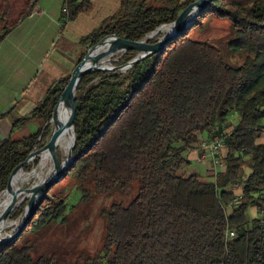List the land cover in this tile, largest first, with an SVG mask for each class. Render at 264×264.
<instances>
[{
	"label": "trees",
	"instance_id": "obj_1",
	"mask_svg": "<svg viewBox=\"0 0 264 264\" xmlns=\"http://www.w3.org/2000/svg\"><path fill=\"white\" fill-rule=\"evenodd\" d=\"M195 1L120 0L117 15L81 44L89 48L110 35L140 41L175 22ZM64 7L74 20L90 12L93 3L66 0ZM32 9L31 5L22 12L12 27ZM206 16L230 23L234 31L230 52L247 53L240 66L227 62L211 43L185 38ZM9 29L2 28L0 41ZM135 56L129 51L119 64ZM70 77L53 85L32 114L13 126L36 120L44 127L50 122ZM233 113L240 116L239 122L229 121ZM50 126L0 142V194L28 155L48 143ZM74 128V161L64 178L80 183L82 201L91 196L86 184H93L94 193L110 194L127 193L141 181L129 204L114 203L106 211L105 254L94 255L85 264H264V214L252 219L248 214L251 208L264 210V143L258 142L264 138V0H213L161 54L126 73L86 74L77 90ZM204 133L210 139H225L227 153L214 182L203 181L197 173L180 174L189 163L184 154L200 144ZM36 165L37 158L23 169ZM248 165L251 174L246 176ZM17 175L18 171L12 186ZM236 184L239 189L233 190ZM52 189L25 231L38 232L64 221L68 195ZM232 230L234 238L229 236ZM19 239L0 252V264H55L52 259H33L30 248L17 246Z\"/></svg>",
	"mask_w": 264,
	"mask_h": 264
},
{
	"label": "crops",
	"instance_id": "obj_2",
	"mask_svg": "<svg viewBox=\"0 0 264 264\" xmlns=\"http://www.w3.org/2000/svg\"><path fill=\"white\" fill-rule=\"evenodd\" d=\"M65 1L0 0V32L3 28L2 15L5 10L7 17L19 18L23 11L33 6L32 12L24 20L15 27H12L14 23L10 25V33L0 41V142L7 137L21 138L36 133L43 127L42 122L36 120L17 127L13 125L21 118L29 117L53 85L71 76L88 49L81 44V40L96 30L84 32L80 27L86 26V22L90 23L89 14L96 9L97 4H101L102 13L112 11V4L92 0L93 9L90 12L82 13L76 19L70 20L69 10L63 11ZM19 2L26 5L21 6ZM96 17L102 18L99 14ZM71 46H78L79 50L72 53L69 49ZM200 139V144L188 151V158L196 156L199 160L201 157L203 153L200 148L201 142L210 138L208 135H200ZM258 142L264 143V138ZM224 150L223 155L227 153ZM209 161L206 169L209 175L215 178L218 166ZM212 170L213 172H209ZM251 209L249 217L259 218V210Z\"/></svg>",
	"mask_w": 264,
	"mask_h": 264
},
{
	"label": "rangeland",
	"instance_id": "obj_3",
	"mask_svg": "<svg viewBox=\"0 0 264 264\" xmlns=\"http://www.w3.org/2000/svg\"><path fill=\"white\" fill-rule=\"evenodd\" d=\"M100 2L103 4H112V11L102 13V11H100L101 4L98 3L96 9L92 11V14H89L91 18L89 20L90 23L86 22V26H81V31L86 32L91 29L101 28L107 25L111 19L117 15L119 0H100ZM19 3H21V6L26 5L23 2ZM182 13L183 12H181V15ZM97 14L102 16V18L96 17ZM18 19V17H6L3 19V31H6L9 26L16 23ZM86 35L88 34H82V36ZM161 36L162 35L157 36L154 39L157 41V38ZM185 38L196 42L211 43L220 50L222 57L234 66H240L247 56V53L244 52H239L237 54L230 52L228 45L234 38V31L230 23L226 20L206 16L199 20L198 25L192 28ZM78 48V46H71L69 49L72 53H76L79 50ZM113 65L117 66L119 62ZM109 67H112V64L109 65ZM229 121L233 123L239 122L240 116L233 113L229 117ZM50 127L52 133L54 124H51ZM233 127H235V125H233L232 128ZM203 135L208 134L204 133ZM224 152H227L226 148ZM58 153L61 160L67 158V156H64L60 151ZM188 154L189 152H186L184 158H186L189 163L183 167L180 174L188 177L194 173H199L203 181L214 182L215 178L209 175L206 169V166L210 163L209 160H211V162H213V160L206 159L201 161V157L198 160L196 156H190L188 158ZM221 160L220 162L222 163ZM34 161L30 164L33 165ZM39 161V158H37V165L30 171L38 166ZM219 169L220 167L218 166V172L220 171ZM209 172H213V170ZM245 172L246 176L251 173L250 165L245 167ZM79 185V182L74 184V180L66 176L59 183L53 185V189L51 188L52 193H63L68 195L66 199L68 211L64 221L48 224L38 232L28 230L22 233L17 246L30 248L33 259H52L55 264H85L86 260L94 255H104V244L108 227V214L106 211L114 203L129 204L137 196L141 181H135L132 188L127 193L116 191L110 194L94 193L93 184H86V189L91 196L85 201H82L83 193L78 189ZM17 210L19 211V209ZM16 211L11 214L12 217L16 214ZM251 211L252 209L249 210V213ZM14 217H17V214ZM15 225L16 224L12 223L8 232H10Z\"/></svg>",
	"mask_w": 264,
	"mask_h": 264
},
{
	"label": "water",
	"instance_id": "obj_4",
	"mask_svg": "<svg viewBox=\"0 0 264 264\" xmlns=\"http://www.w3.org/2000/svg\"><path fill=\"white\" fill-rule=\"evenodd\" d=\"M212 1L213 0H196L183 11L182 15L175 22L158 27L155 31L151 32L140 41H131L117 35H110L104 37L96 45L87 49L84 58L76 65L67 85L64 87L53 111L51 121L44 126L45 131V129L52 123H55L56 125L48 143L42 148L32 151L25 162L21 163L10 176L9 185L6 190H11V179L19 169H23L26 165L33 162L32 160L36 159V156L40 152L44 150L48 151V155L55 171V176L34 190L32 197L26 203L23 212L13 221L16 224L15 227H13L10 232H7L6 236H1V234L4 233L7 226H4L0 231V252L6 246L20 238L27 228L29 220L37 212L44 196L50 191L53 185L59 183L64 178L74 161L73 149L76 141L74 128L75 101L77 98V90L83 77L92 71L126 73L141 61L154 55L161 54L170 42L192 27L197 18L211 5ZM164 26H173V30L166 36L158 37L156 42L150 43L151 40L156 38L159 30ZM129 51H135L137 55L125 64H119L117 66L113 65L114 63L120 62ZM105 59H109L108 63H112V67L109 68L104 66ZM61 103H64L67 109V120L64 123H61L57 117V110ZM68 130L72 132L73 142L66 158L67 165L64 166L63 160L60 159L58 153V140L61 135ZM41 139L42 136L39 140ZM25 198L26 197H24L22 201H24ZM16 200L17 199L15 198L13 203H15ZM13 205L14 204H12L4 213L2 222L8 221L9 214L14 208Z\"/></svg>",
	"mask_w": 264,
	"mask_h": 264
},
{
	"label": "bare ground",
	"instance_id": "obj_5",
	"mask_svg": "<svg viewBox=\"0 0 264 264\" xmlns=\"http://www.w3.org/2000/svg\"><path fill=\"white\" fill-rule=\"evenodd\" d=\"M172 30L173 26H164L159 30V33L156 35V37L159 35L166 36ZM108 61L109 59L104 60L105 67H109V65L112 64L108 63ZM57 117L61 123H64L67 120V109L64 103H61L59 105L57 110ZM52 124H54L55 129V123ZM72 142V132L68 130L64 134H62L58 140V152L60 151L64 156H67ZM36 158H39L40 160L38 166L30 172H25L24 169H19L15 184L13 186V183L11 184V190H6L0 194V231L4 228V226H7L1 236H6V233L10 229L12 223L15 224L13 222L14 220L11 219V214L17 209H20L25 203L28 202L36 188L55 176V171L51 159L48 155V151L44 150L40 152L36 156ZM63 164L64 166L67 165L66 158L63 159ZM24 197L26 198L24 201H22ZM15 198L17 200L15 203H13ZM12 204H14V208L9 214L8 221L2 222L4 213Z\"/></svg>",
	"mask_w": 264,
	"mask_h": 264
},
{
	"label": "built area",
	"instance_id": "obj_6",
	"mask_svg": "<svg viewBox=\"0 0 264 264\" xmlns=\"http://www.w3.org/2000/svg\"><path fill=\"white\" fill-rule=\"evenodd\" d=\"M64 12H67V7L63 8ZM203 151L201 155V160L204 161L208 159L209 157L213 160L215 166H222V163L220 162L223 150L225 148V139L221 137H215L211 139H207L201 142V147ZM239 185L236 184L233 186V190H238ZM259 212L264 214V210H260ZM229 236L231 238H234L236 236L235 232L232 230L229 232Z\"/></svg>",
	"mask_w": 264,
	"mask_h": 264
}]
</instances>
